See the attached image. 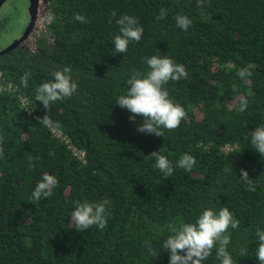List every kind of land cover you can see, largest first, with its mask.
<instances>
[{
    "label": "trees",
    "instance_id": "1",
    "mask_svg": "<svg viewBox=\"0 0 264 264\" xmlns=\"http://www.w3.org/2000/svg\"><path fill=\"white\" fill-rule=\"evenodd\" d=\"M47 4L35 49L16 46L0 55V264H169L162 245L172 228L224 207L240 222L229 228L234 264H259L264 157L253 149L250 132L264 126V0H205L203 9L197 0ZM161 9L167 16L157 21ZM125 14L136 17L144 33L126 53L115 54L116 20ZM177 14L192 20L187 31L177 27ZM154 55L187 72L163 86L186 112L179 127L162 129L164 136L139 132L143 118L133 122L115 102L127 94L134 72L149 70L145 58ZM247 66L253 74L244 80L238 72ZM65 67L78 88L50 105L54 127L47 128L37 119L48 110L35 101V89ZM241 99L248 103L243 112L237 110ZM157 151L174 166L167 179L149 156ZM185 153L195 158L191 171L175 168ZM241 169L255 191L241 180ZM45 172L58 184L51 197L32 203ZM85 200L109 201L104 229L75 230L71 213ZM204 264H220L215 249Z\"/></svg>",
    "mask_w": 264,
    "mask_h": 264
},
{
    "label": "clouds",
    "instance_id": "2",
    "mask_svg": "<svg viewBox=\"0 0 264 264\" xmlns=\"http://www.w3.org/2000/svg\"><path fill=\"white\" fill-rule=\"evenodd\" d=\"M198 7L204 8L205 0H197ZM112 17L116 13L111 14ZM167 11L161 9L156 17L157 21L165 19ZM76 20L85 22V17L79 13L75 16ZM177 27L187 31L192 20L186 16L177 14L175 17ZM111 22V19L110 21ZM119 26V34L112 41L115 48L114 53H126L130 41L139 42L142 39L144 29L139 24L136 17L131 15H122L116 20ZM148 71L144 74L134 72L127 80V94L120 95L116 99V104L131 113L130 120L135 122L136 117H142L143 123L139 124L137 130L141 133L164 136L162 129L169 131L179 127L181 121L185 118V109L173 102L169 98L168 91L163 87L169 81H179L187 76L184 65L175 63L168 56H151L145 58ZM251 66H247L238 72L241 79L247 80L252 76ZM31 73L26 72L22 77L25 87L28 86V78ZM53 80L44 82L35 89V101H40L44 108L48 110L43 118L37 117L40 124L47 128L54 127V121L50 116V105L58 100L71 97L78 88V85L71 77V69L68 67L57 70L52 73ZM248 107L246 99H241L238 111H245ZM3 138L0 137V143ZM250 143L253 149L258 151L264 157V126H257L250 132ZM3 149L0 148V155ZM155 158V168L163 173L167 179L173 174L174 166L172 162L159 151L149 155ZM195 158L187 153L182 155L175 164V168H182L185 171H191L195 165ZM241 180L248 186V190L255 191L256 185L253 179L249 178L247 170L241 169ZM58 180L54 175L47 172L43 173L41 179L37 182L32 192V203H37L41 198H48L53 195V190L57 186ZM108 200L101 202H77L71 213V220L75 225L76 231H85L92 226L104 229L107 226L106 208ZM239 220L234 218L233 213L228 207L221 208L218 212L212 208L202 211L193 223H182L179 227L172 228L170 234L163 242V249L170 253L169 264H204L213 254L220 261V264H234L233 257L228 250L231 242V233L229 228L239 227ZM258 248L256 256L259 264H264V229L255 230ZM152 256H158L157 252L146 244ZM246 256V251L241 252Z\"/></svg>",
    "mask_w": 264,
    "mask_h": 264
},
{
    "label": "flooded vegetation",
    "instance_id": "3",
    "mask_svg": "<svg viewBox=\"0 0 264 264\" xmlns=\"http://www.w3.org/2000/svg\"><path fill=\"white\" fill-rule=\"evenodd\" d=\"M16 1L21 3V6L19 8V12L14 13V15L17 14V18L21 22V25H20V22L18 25V33L15 34V37H18L21 35V33L23 32V30L25 29L26 25L29 22V18H30L29 2H30V0H5L0 7V12L3 11V6L11 4V2L13 4ZM45 11L48 12L47 1L46 0H37L35 16H34V20H33V24L31 26V29H30L28 35L19 43L18 46H23L26 50H30V51H33L35 49V43H36L37 37H39V36L41 37L40 33L43 32L40 29L41 28L40 25L38 26V17H39V15H42L43 12H45ZM5 15H6V13H4V12L0 13V23H2V21H4Z\"/></svg>",
    "mask_w": 264,
    "mask_h": 264
},
{
    "label": "rangeland",
    "instance_id": "4",
    "mask_svg": "<svg viewBox=\"0 0 264 264\" xmlns=\"http://www.w3.org/2000/svg\"><path fill=\"white\" fill-rule=\"evenodd\" d=\"M6 5V4H5ZM21 6V3L16 1L12 4H8L6 6H3V11L7 13L10 17L4 21V26H1L0 30V49L11 39V37L18 33V25L20 20L17 18V14L11 16L10 13H16L19 12V8ZM47 11V10H46ZM45 11V12H46ZM43 12L42 15H39L38 17V26L40 25V29L44 31L45 23L47 21V12ZM21 25V22H20ZM8 29V31H7ZM45 32V31H44ZM41 35V33H40ZM44 37V34L41 35V37ZM50 38H46L45 41L49 42Z\"/></svg>",
    "mask_w": 264,
    "mask_h": 264
},
{
    "label": "water",
    "instance_id": "5",
    "mask_svg": "<svg viewBox=\"0 0 264 264\" xmlns=\"http://www.w3.org/2000/svg\"><path fill=\"white\" fill-rule=\"evenodd\" d=\"M4 1L5 0H0V7ZM36 5H37V0H30L29 2L30 18L28 24L26 25L25 29L23 30L20 36L15 37V35H13V37H11V39L0 49V55L18 46L19 43L28 35L31 26L33 24Z\"/></svg>",
    "mask_w": 264,
    "mask_h": 264
},
{
    "label": "built area",
    "instance_id": "6",
    "mask_svg": "<svg viewBox=\"0 0 264 264\" xmlns=\"http://www.w3.org/2000/svg\"><path fill=\"white\" fill-rule=\"evenodd\" d=\"M0 77H1V72H0ZM3 85V82H0V86Z\"/></svg>",
    "mask_w": 264,
    "mask_h": 264
}]
</instances>
